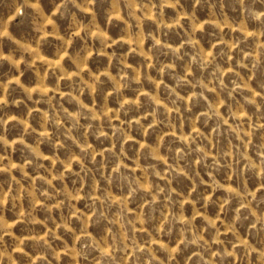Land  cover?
Wrapping results in <instances>:
<instances>
[{
    "label": "clouds",
    "instance_id": "clouds-1",
    "mask_svg": "<svg viewBox=\"0 0 264 264\" xmlns=\"http://www.w3.org/2000/svg\"><path fill=\"white\" fill-rule=\"evenodd\" d=\"M0 264H264V0H0Z\"/></svg>",
    "mask_w": 264,
    "mask_h": 264
}]
</instances>
